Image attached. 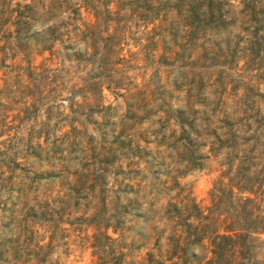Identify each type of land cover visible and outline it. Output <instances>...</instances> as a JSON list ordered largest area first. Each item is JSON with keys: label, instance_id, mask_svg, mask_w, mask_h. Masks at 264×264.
Wrapping results in <instances>:
<instances>
[{"label": "rangeland", "instance_id": "obj_1", "mask_svg": "<svg viewBox=\"0 0 264 264\" xmlns=\"http://www.w3.org/2000/svg\"><path fill=\"white\" fill-rule=\"evenodd\" d=\"M144 1L87 0L66 60L0 68V264H205L183 221L241 225L220 183L264 182V0L175 42Z\"/></svg>", "mask_w": 264, "mask_h": 264}, {"label": "trees", "instance_id": "obj_2", "mask_svg": "<svg viewBox=\"0 0 264 264\" xmlns=\"http://www.w3.org/2000/svg\"><path fill=\"white\" fill-rule=\"evenodd\" d=\"M135 0H120L132 4ZM87 0H0V68L5 67L6 60L17 57L26 65L23 75L30 78L43 74L34 72L31 56L48 53L52 58L64 51L62 59L66 60L67 51L73 42L72 30L77 28L81 36L82 9ZM147 15L145 20L155 29H163L164 37L175 42L180 31L191 34L199 29L202 19L214 16V6L222 0H145ZM102 6V5H101ZM108 16L113 12L105 7ZM48 16V17H47ZM97 20V8L93 13ZM158 23V25H156ZM58 48V49H57ZM60 52V53H59ZM230 197L241 196L242 207L236 211L235 221L221 224L214 221V227L195 225L192 218H186L180 225V246L192 247L209 241L211 257L205 264H264V218L257 213L264 200V182L252 181L245 177L228 183H220ZM216 192H219L216 189ZM176 208L175 205L169 207ZM191 207L198 209L191 200ZM222 216V215H220ZM192 238V241H191Z\"/></svg>", "mask_w": 264, "mask_h": 264}]
</instances>
